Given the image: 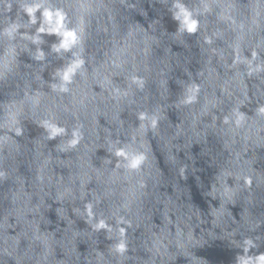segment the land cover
I'll use <instances>...</instances> for the list:
<instances>
[{"label": "water", "instance_id": "1", "mask_svg": "<svg viewBox=\"0 0 264 264\" xmlns=\"http://www.w3.org/2000/svg\"><path fill=\"white\" fill-rule=\"evenodd\" d=\"M262 254L264 0H0V264Z\"/></svg>", "mask_w": 264, "mask_h": 264}, {"label": "clouds", "instance_id": "2", "mask_svg": "<svg viewBox=\"0 0 264 264\" xmlns=\"http://www.w3.org/2000/svg\"><path fill=\"white\" fill-rule=\"evenodd\" d=\"M33 11H34L33 8H29V9H27V12L29 13V15H31ZM44 15H45L49 20H51L52 13H50V12H48V11L46 10V11L44 12ZM57 15H59V13H57ZM33 22H35V20H33ZM39 30H40L41 32H43L45 29H44L43 27H41ZM71 35H72V33H67V36H71ZM62 46L67 47V44L65 43V44H63ZM65 79H68V75H67V74H65ZM258 260H259V264H264V254L260 255V256L258 257ZM245 264H247V262H245Z\"/></svg>", "mask_w": 264, "mask_h": 264}]
</instances>
